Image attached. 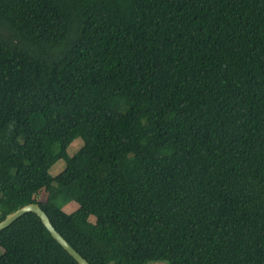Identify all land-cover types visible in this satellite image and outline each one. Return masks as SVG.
<instances>
[{
	"label": "trees",
	"instance_id": "1",
	"mask_svg": "<svg viewBox=\"0 0 264 264\" xmlns=\"http://www.w3.org/2000/svg\"><path fill=\"white\" fill-rule=\"evenodd\" d=\"M27 203L89 264H264V0H0V220ZM0 250L79 264L31 212Z\"/></svg>",
	"mask_w": 264,
	"mask_h": 264
},
{
	"label": "water",
	"instance_id": "2",
	"mask_svg": "<svg viewBox=\"0 0 264 264\" xmlns=\"http://www.w3.org/2000/svg\"><path fill=\"white\" fill-rule=\"evenodd\" d=\"M27 212H31L38 217L41 224L45 228V230L49 233L51 238L62 248L64 249L77 263L79 264H89L84 257L76 251L67 240H65L51 225L47 215L41 210V208L36 203H27L17 208L2 220H0V231L4 228H7L11 225L15 220L26 214Z\"/></svg>",
	"mask_w": 264,
	"mask_h": 264
},
{
	"label": "rangeland",
	"instance_id": "3",
	"mask_svg": "<svg viewBox=\"0 0 264 264\" xmlns=\"http://www.w3.org/2000/svg\"><path fill=\"white\" fill-rule=\"evenodd\" d=\"M81 140L79 138H75L73 139L69 145L66 148V152L68 155L73 154L81 145ZM64 166V162L62 160H56L49 168L48 173L50 175H55L56 173H58ZM67 203H69L70 205L65 206ZM65 203L61 209L64 212H70L73 210V207L76 206V203L73 201H69ZM73 206V207H72ZM91 219V218H90ZM94 219V218H93ZM91 219V220H93ZM1 251V250H0ZM147 264H166L164 261H149Z\"/></svg>",
	"mask_w": 264,
	"mask_h": 264
},
{
	"label": "crops",
	"instance_id": "4",
	"mask_svg": "<svg viewBox=\"0 0 264 264\" xmlns=\"http://www.w3.org/2000/svg\"><path fill=\"white\" fill-rule=\"evenodd\" d=\"M68 205H70L69 203H67L65 206H68ZM73 207V206H72ZM75 208V206L73 207V209Z\"/></svg>",
	"mask_w": 264,
	"mask_h": 264
}]
</instances>
